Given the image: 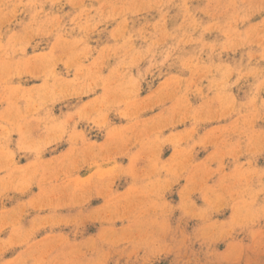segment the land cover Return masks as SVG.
<instances>
[{
    "label": "clouds",
    "instance_id": "clouds-1",
    "mask_svg": "<svg viewBox=\"0 0 264 264\" xmlns=\"http://www.w3.org/2000/svg\"><path fill=\"white\" fill-rule=\"evenodd\" d=\"M45 2L52 5L49 12L33 0L25 5L37 11L22 34L11 31L5 39L0 31V101L7 103L0 110V199L10 198L9 193L24 196L31 184L41 188V193L28 196L16 208L0 211V232L9 230L6 238L0 237V264H164L173 254L171 264H180L181 250L193 236L212 245L234 239L237 228H249L255 247L229 242L228 251L217 255L239 264H264V232L251 229L264 218V202L256 206L258 196L264 194V167L256 166L264 154V129L255 127L264 120V97L260 95L264 93V0H208L210 11L198 9L211 18L208 23L197 19L184 0L174 5L183 9L184 19L171 31L167 28L169 12L163 11L172 5L171 0H88L87 5L85 0H67L78 9L75 15L63 11L61 0ZM17 7L11 0H0V29ZM151 9L161 12L160 19L128 29L129 16ZM39 13L46 18L52 15L37 20ZM112 22H117L116 27L109 32ZM77 30L80 35L72 36ZM53 31L56 43L51 49L26 54L31 34ZM106 31L112 42L92 47L89 33L99 38ZM214 31L223 39L206 40V34ZM253 45L258 52L251 50ZM186 46H192L191 51ZM243 49L248 50L239 59L231 63L224 59L225 53ZM113 59L115 63L109 65ZM58 64L63 65L65 75L56 70ZM184 71L191 74L187 79L181 75ZM13 76L41 82L31 87L11 85ZM248 78L253 83L246 99L238 102L232 89ZM157 80L164 84L141 97L143 87L151 89ZM205 80L207 84L201 86ZM190 93L202 99L195 108L188 103ZM19 101L24 102L23 108ZM157 108L154 115L142 118ZM113 111L127 123L112 126L108 115ZM232 117L229 124L198 134L202 125ZM186 122L190 126L183 131L163 135L166 129ZM81 123L104 130V142H90ZM34 129L40 130L39 137L33 136ZM14 131L20 137L16 152L33 156L23 167L13 158L16 152L9 149ZM62 141L68 144L66 153L50 161L41 159L45 150ZM209 143L216 148L217 158L233 156L230 174L223 173V165L209 168L212 158L192 162L194 150ZM137 145L136 151H130ZM165 145L172 147L173 155L162 161ZM245 155L244 163L236 162ZM120 156L129 157L127 166L117 163ZM141 160L146 163L137 167ZM85 165L92 171L83 182L73 181L70 169ZM217 173L219 183L209 186L207 180ZM121 176L129 177L131 183L124 192H114L113 180ZM182 176L186 180L182 200L174 207L164 195ZM195 192L204 195L203 207L191 199ZM97 197L103 203L89 208ZM65 199L79 206L67 221L57 220L55 209L63 207L60 201ZM26 207L49 211L47 215L38 212L25 228L20 217ZM227 207L232 209L231 217L212 219L213 213ZM176 210L181 219L200 222L191 236L170 225ZM94 215L101 227L95 235L85 236L86 221ZM122 220L128 223L117 229L115 221ZM169 236L171 242L165 240Z\"/></svg>",
    "mask_w": 264,
    "mask_h": 264
},
{
    "label": "rangeland",
    "instance_id": "rangeland-1",
    "mask_svg": "<svg viewBox=\"0 0 264 264\" xmlns=\"http://www.w3.org/2000/svg\"><path fill=\"white\" fill-rule=\"evenodd\" d=\"M30 0H11V3L18 4L19 7L15 9V13H9L4 22V28L0 29V31L4 32V38H7V35L10 34L11 31H15L18 34H22L24 32V25H28L32 19H33V12L37 11L36 8L33 7H26L25 5L29 4ZM33 2L37 5L43 4L44 5V12H49V9L52 7L50 2H45V0H33ZM61 2L64 5L63 11L70 12L71 14L75 15V13L78 11V9H74L72 7L71 3H68L67 0H61ZM167 2V0H165ZM172 5H169L168 7H165L163 11L169 12V17L167 20V28L169 31H171L176 25H178L181 21L184 19V11L180 7H175L174 5H179L181 3H184V0H171ZM189 3V10H192L194 14L196 15L197 19L201 20L203 23L210 22V17L205 15L204 12L198 11V9H204L208 8V10H211L212 5L208 3V0H188ZM85 4H88V0H85ZM96 4L93 3V7H95ZM55 11V9H53ZM52 14L50 13V16ZM161 12L156 9H151L149 12H141L137 16H129V24L128 29L130 31H133L135 29H138L142 24L145 22L151 23L155 20L160 19ZM50 16L48 18H50ZM46 18L43 13H39L37 20H46ZM255 19H258L255 18ZM67 18H65V21ZM222 20V18H221ZM64 21L61 20L59 23H63ZM117 22H112L108 25V31L111 32L112 28L116 27ZM103 27V26H101ZM79 31H74L72 33V36H79ZM89 35L92 37V39L89 41L90 45L92 47H98L99 45L103 44L104 42L111 43L112 41L108 39V32H104L97 38L95 32L89 33ZM71 38V37H66ZM205 39L208 41H220L223 39L221 34L219 32H212L209 34H206ZM56 43L55 40V31H53L50 35H45L43 32L39 34H31V38L29 40V47L26 49L27 55H33L35 53H45L49 49L53 47V45ZM137 46H141L140 41H136ZM192 46H186V51H191ZM248 49L239 50L237 53H225L224 59L231 63L232 61L239 59L242 52L247 51ZM252 51L258 52L259 49L256 48L255 45L251 46ZM59 55V51L56 53ZM95 55V53H93ZM255 63V61H253ZM87 63V61H85ZM109 65L114 64L115 60L108 61ZM262 65H264V61L261 62ZM61 75H65V70L62 64L57 65L56 69ZM107 70L105 69V72ZM68 77L70 78L72 73L69 72ZM181 75L187 79L191 74L187 71H184L181 73ZM41 81L38 79H34L32 77L23 76V77H15L13 76L10 83L11 85H15L17 83H20L24 87H31L33 85H38ZM253 83L251 78H248L247 80H241L239 84L235 88L232 89L233 95L236 96V99L238 102L244 101L246 99V93L249 91V85ZM164 84V81L157 80L155 81L153 87L151 89L147 87H143L140 95L141 97L146 96L149 94L150 91H155L156 89L160 88ZM207 81L201 82V86L206 85ZM204 91L206 92L207 89L204 88ZM100 94V90L97 89L96 95ZM208 95H211L209 93ZM261 97H264V93L260 94ZM90 97H84V99H89ZM20 107L23 108V101L18 102ZM170 103V102H169ZM188 103L192 105L194 108L197 107L200 103H202V99L200 96L196 95L195 93H190L188 96ZM7 107L6 101H0V110ZM59 108V106H58ZM159 111V109H152L150 111H146L142 114V118H147L151 115H154L155 112ZM55 114L59 115L60 112L57 110ZM222 120L219 122H211L209 124H204L200 127L198 134L203 135L204 132L208 131L212 127H217L221 125H227L231 122V119ZM108 120L110 121L112 126H122L127 123L126 120L121 119L115 114V111L110 112L108 115ZM190 126V122H186L182 125H177L175 129H166L163 135H167L169 131H183L185 127ZM81 129H83L88 136V139L90 142H95L97 144L103 143L105 140V132L104 130H96L91 125H86L84 123H81L79 126ZM255 127L259 129H264V120L257 121L255 124ZM41 135L40 130L34 129L33 136L39 137ZM19 133L14 131L11 134V143L9 144V149L16 152V141L19 139ZM232 140H235L236 137L232 136ZM138 147H131L130 151L134 152L136 151V148ZM53 148H55V151H53ZM68 151V144L64 141H62L59 146H52L48 150H45L42 153L41 159L43 161H50L54 156L60 157L61 153H66ZM216 148H214L213 144L209 143L202 147H197L194 150V156H193V163H200V162H208L210 158H212V162L209 163V168L215 169L218 166L223 165V173L230 174L234 167V161L233 156L231 155H223L222 160L217 158L215 156L216 154ZM173 155V149L170 145H165L162 148V151L160 153V159L162 161L168 160ZM14 160L17 163L18 166L23 167L25 165H28L30 160L33 159V156L31 154H24L20 152H16V155H14ZM248 157L240 156L238 158V163H244ZM117 163L121 166H127L129 164V157L128 156H120L117 158ZM146 161L141 160L138 161L137 167H143ZM256 166L258 167H264V154H261L256 161ZM92 171V169H89L86 165L80 169H70V175L71 179L75 182H83L85 178L89 175V172ZM2 174V173H0ZM62 179V177H61ZM220 181V174H213L208 180L207 184L209 186H214L215 184H218ZM59 183V181H57ZM131 183V179L129 177L121 176L117 177L113 180V191L114 192H124L129 184ZM186 183V180L182 178L179 180V182L176 185H172V187L165 193L164 199L169 204L173 205L174 207L180 204L182 200V192L181 188ZM253 186H255V178H253ZM39 193H41V188L38 187L36 184H31L28 192L24 196H20L19 194L15 193H9L10 198H3L0 199V211H6L16 208L19 204H21V201L23 199H27L28 196H37ZM191 199L194 201L195 205L197 207H203L204 206V195L200 192H195L192 194ZM264 202V194H261L257 198V205L259 206L260 203ZM60 203H62L64 206L55 209V219L57 220H63L67 221L70 214L75 210L76 207L79 205L75 202H71L68 200H61ZM103 203L102 198L97 197L93 199L90 204L89 208H96L99 207ZM47 208H23V215L20 217V223L23 227L27 228L33 218L37 215L39 212L40 215H47L48 214ZM232 215V209L230 207L223 208L217 213H213L212 219L214 220H227ZM170 225L174 228H178L179 231H182L186 234H191L194 232L195 229H197L200 226V222L195 219H189L187 217H184L181 219V213L179 210H176L172 217H170ZM128 223L127 220L122 221H115L114 226L119 229L121 227H124ZM101 227V220L97 216H92L86 221V229H85V236L88 235H95ZM251 229L254 231H260L264 232V218H261L255 225L251 226ZM8 229H5L4 232H0V237L6 238L8 235ZM47 230H44L40 232L37 235V239H39L41 236L45 234ZM58 231V230H57ZM259 239V237H257ZM165 240H168L171 242L170 236L165 237ZM237 241H242L245 244L252 245L255 247V240L249 235V228H237L234 233V239L231 241L229 240H220L216 243L209 245L208 243L202 244L199 241L195 240V237L193 236L190 241H186L185 243L188 245L186 248L181 250V255L178 258L180 261V264H183V261H189L190 264H239V262H234L231 257L225 258L222 256L217 255V253H225L228 251V243L232 242L235 243ZM18 250V249H17ZM193 252H195V255H193ZM175 254L172 256L167 257V259L164 261V264H171L172 260L174 259ZM264 258V257H261Z\"/></svg>",
    "mask_w": 264,
    "mask_h": 264
}]
</instances>
